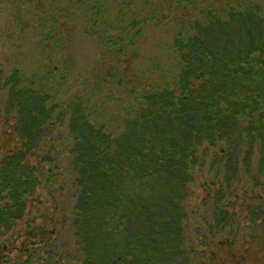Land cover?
Returning <instances> with one entry per match:
<instances>
[{
    "label": "trees",
    "instance_id": "obj_1",
    "mask_svg": "<svg viewBox=\"0 0 264 264\" xmlns=\"http://www.w3.org/2000/svg\"><path fill=\"white\" fill-rule=\"evenodd\" d=\"M42 1L58 15L74 13L113 69L129 62L144 32L171 25L174 72L135 91L112 126L94 105L62 97V84L48 74L63 73L57 63L41 71L11 63L1 69L0 116L15 142L0 156V230L9 232L25 216L46 165L57 162L43 153L45 143L62 130L75 189L70 215L78 264H218L217 250L237 257L241 233H251L249 243L256 241L254 230L264 235L262 6L256 0ZM55 17L42 39L52 49L65 42ZM45 21V14L35 19ZM20 25L22 34L27 26ZM195 186L210 208L192 224ZM240 194L244 225L234 210Z\"/></svg>",
    "mask_w": 264,
    "mask_h": 264
},
{
    "label": "rangeland",
    "instance_id": "obj_2",
    "mask_svg": "<svg viewBox=\"0 0 264 264\" xmlns=\"http://www.w3.org/2000/svg\"><path fill=\"white\" fill-rule=\"evenodd\" d=\"M264 10V0H256ZM42 0H0V70L11 63L22 68L45 69L50 61L62 68L63 73H51L64 99L77 97L98 109V116L116 126L117 116L124 114L135 91L150 89L154 82H164L174 72L168 57L167 46L172 38V27L148 29L137 43L136 52L128 54L127 62L118 69L112 68L111 61L100 59L102 49L94 37L84 34L76 15H58L55 7ZM43 4V5H42ZM45 14L48 22L41 26L35 22ZM56 16V17H55ZM55 17L64 43L53 49L50 41L42 39L52 29L49 22ZM20 22L27 26L21 34ZM57 30L54 27L52 31ZM54 37L61 34L54 32ZM21 35V36H20ZM20 36V37H19ZM44 50V51H43ZM60 61H59V59ZM114 70V71H113ZM122 85H118L120 83ZM4 98L0 96V107ZM14 138L9 127L0 116V156L14 147ZM65 135L60 130L49 138L43 153H52L56 163L46 165L42 185L35 191L34 200L28 204L25 216L9 232L0 230V259L19 264H78L79 255L71 230V209L75 189L67 170ZM33 162V161H32ZM204 178H208L206 175ZM188 213L192 224L202 222L208 216L209 204L200 187H193ZM244 196L234 205L244 225L246 217L243 207ZM196 208L199 212L195 220ZM193 227V226H192ZM195 227V225H194ZM194 227L189 237L194 239ZM250 232L240 234L235 258L226 251H218V264H264V235L253 232L256 241L249 243ZM256 234V235H255ZM239 258V259H238Z\"/></svg>",
    "mask_w": 264,
    "mask_h": 264
}]
</instances>
